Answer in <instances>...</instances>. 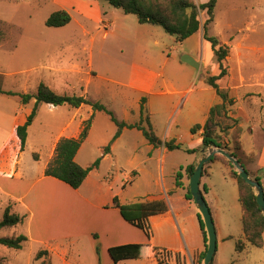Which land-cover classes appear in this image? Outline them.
I'll use <instances>...</instances> for the list:
<instances>
[{
  "label": "rangeland",
  "instance_id": "obj_1",
  "mask_svg": "<svg viewBox=\"0 0 264 264\" xmlns=\"http://www.w3.org/2000/svg\"><path fill=\"white\" fill-rule=\"evenodd\" d=\"M191 1L195 4V0ZM257 2L259 0H221L217 16L226 25L230 19V11L227 9L231 3L236 7L247 6L248 12L238 11L240 19L249 16L250 9ZM62 4L70 5L71 8L64 9ZM153 4L171 18L168 0H153ZM60 10L69 13L71 22L62 28L46 27L47 18ZM0 16V31L3 33L0 39L3 40L0 49V80L3 89L19 92L23 82L34 86L46 83L49 79L51 86L48 87L56 94L81 96L100 102L118 120L137 124L141 119L142 125L151 126L153 133L162 142L168 134V141L173 139L181 145L175 151L163 149L151 152L152 148L141 133L127 129L129 132L113 146L109 157L101 161L91 179L97 185L111 186L112 192L117 193L120 202L125 205L159 199L170 202L173 222L166 220L165 216H158L151 227L154 239L162 241L167 248L171 244V248L183 249L181 238L185 243L184 250L190 256L193 249L203 247L199 213L192 203L188 208L182 185H176L177 174L181 175L187 168H192L196 156L202 158L207 153V150L198 149L196 138H190V129L203 121L201 103L205 99V91L213 93L204 81L211 76L212 68L217 64L213 58L205 57L206 50L198 36L193 35L178 43L160 27L141 26L135 16L125 15L103 1L65 0L62 3L59 0H0ZM204 19H207L206 11H199V23L203 25ZM213 31L211 28L208 34L214 37ZM244 46L256 49L244 50L249 55L248 61L244 62L245 75L256 74V82L264 83V51H261L264 48V31L258 28L257 32L249 33ZM183 55L198 62L199 69L195 70L182 63ZM235 56L233 52L229 64L225 63L233 71L237 68ZM159 73H162L161 78L158 77ZM234 73L221 80L220 87L232 89L229 97L234 100V106L229 117L238 123L226 134L220 135L219 141L230 149L239 146L237 157L246 168L249 165L250 171H247L251 175H256L255 167L259 169V180L264 184V94L250 96L248 93L262 89L249 85L240 87ZM62 78L70 79V86L64 85ZM164 78L171 81L164 91H175L172 96L159 95ZM190 85L193 92L187 94ZM143 97L147 103L144 104L146 111L141 117L139 108ZM41 107L37 121L30 130L31 149L28 146L26 155L30 158L37 153L46 160L53 140L62 126L71 119V115H78L73 125L76 126L79 122L83 124L92 110L88 106H82L78 111L67 106L52 110L48 105ZM232 120L225 124L231 125ZM115 132L116 127L109 118L96 113L91 131L77 152L75 162L85 167L98 158L102 159V149L108 145ZM193 149L197 155L187 153V150ZM209 167V176L202 179L200 190L216 233L214 264L216 261L218 264H264V234L262 248L247 245L242 253L235 251L236 241H243L237 187L235 181L227 175L230 168L226 170L218 162H211ZM203 187L207 189L208 196ZM3 211L4 208L0 206V221ZM48 215H52L55 221L63 217L69 226L60 231L56 228L45 235L47 245L52 248L45 247L49 252L48 257L42 259L45 264L109 263L110 259L101 251L99 256L95 254L90 243L74 240L72 224L76 220L75 211L72 207L65 208L56 193L45 197V216ZM174 224H177L182 237L178 238ZM217 226H221L233 239L218 241ZM23 231L21 225L3 229L0 238H12ZM139 233V237H144L142 232ZM37 252L36 248L29 245H24L21 250L0 245V264H41L42 260H36ZM120 264L152 262L145 259Z\"/></svg>",
  "mask_w": 264,
  "mask_h": 264
},
{
  "label": "crops",
  "instance_id": "obj_2",
  "mask_svg": "<svg viewBox=\"0 0 264 264\" xmlns=\"http://www.w3.org/2000/svg\"><path fill=\"white\" fill-rule=\"evenodd\" d=\"M59 1H61L62 3L65 2V0H59ZM207 2L208 0H202V2L199 3L198 0H195V5L199 6ZM220 2L221 0L217 1L214 10V20L213 23L210 25L209 30L213 28L214 37H216L219 40L221 45L229 48V57L227 58L228 64L232 53L235 52L236 54L235 62L237 68L236 70H234L235 71L234 74L236 76L235 79L236 82L240 85V87L249 85L262 89L248 93L251 94L250 96H252V94L255 96H260L264 94L263 93L264 83L258 84L256 82L258 81L256 74L255 76L251 74L246 76L244 72V68H245L244 62L248 61L249 59V55L245 53L244 50H256V49L253 46L252 47L244 46V43L248 40L249 33L257 32L258 28L264 31V0H259L257 4L254 3L253 7L250 9L251 11L250 15L246 16L245 18L241 17L240 19H238L239 18L238 11L244 10L245 12H248L247 6L241 5L239 7L238 6L236 7L234 3H231L229 8L227 9L230 11V19L226 25H223L221 19L218 18L217 16L218 15L217 11L219 9ZM62 6L64 9L71 8L70 5L67 6L66 4H62ZM204 15L205 12H203V16ZM206 20L207 19H204V21ZM239 21L240 23H238ZM141 26H145V25H141ZM194 35L198 36L201 45L206 50L205 57L213 58L210 44L203 39L202 24H200L199 31ZM2 47H3V40H0V49ZM261 51H264V48L263 49L261 48ZM262 70H264V68ZM234 71L233 69L231 70L229 67L228 70L229 76L227 75L225 78L231 77ZM218 74H219L218 65H214V67L212 68L211 76H216ZM158 77L161 78L162 73H159ZM61 80L64 85L67 84V87L70 86L71 84L70 79L62 78ZM221 80L217 82L219 87ZM49 83H50L49 79L47 80L46 83L44 82L45 85L51 86V84ZM170 83L171 81L169 78L168 79L164 78L162 80L159 91L160 96H164V95L172 96V94L176 93L175 91L173 92L169 90L164 91V88L168 86ZM39 84L30 86L28 85V83L25 84L23 82L20 84L21 87L19 86L20 89L22 88L19 92L20 94L34 93ZM3 90L5 92L19 93L5 89ZM224 90H226L229 94V92L232 89L227 88ZM212 91L213 93H210V91H205L206 92L205 99L201 103L203 121L202 123H197L199 125L204 124V122L207 119L209 110L214 105L220 103L219 97L215 94L213 89ZM191 92H193L192 85L188 87L187 94ZM146 94L150 95L151 93L146 92ZM34 102H35L34 100H31L29 103L23 105L21 104L20 99L16 96H7V95L0 96V206L5 209L7 206L10 205L11 213L16 214L23 218L22 223L19 225L23 226L24 231L21 232V234H17L15 236L17 237L19 235H23L24 237H26L27 241L23 244V247L24 245H29L36 248L38 252L46 251L45 247L52 250V248H50V246L47 245L45 235L48 234L50 231L55 230L56 228L59 231L68 228L67 226L69 225L67 224V221L63 217L55 221L52 215L45 216V197L50 193H56V195L61 198L65 208L67 206L72 207L75 211L76 220L72 224L74 225V235H73L74 240L79 239L90 243L92 249H94L95 254L98 256H99L98 253L101 251V254H105L107 258L110 259L108 250L112 247L128 245V244H150L153 247L165 249L174 254H178L180 257L181 264H203V261L200 262V256L204 251V246L201 248L193 249L191 256L189 255L188 252L186 253V251L184 250L185 243L183 239L180 238L182 236H181V232H179L178 230L177 224L176 225L174 224V228L176 227L178 238H180L183 249H180L178 247L171 248L172 247L171 244H168L169 248H167V246H165L166 244H164L160 240H155L154 236H151L150 239H147L141 230L125 222L121 217L119 210L113 207V198L114 197L118 198V194L112 192L111 186H106V185L103 186L102 184L97 185L95 181L91 179L93 172L97 169L91 171L88 174L87 178L85 179L81 187L77 190L71 189L69 186L65 185L64 183L52 177L45 176L44 174L45 169L54 156V150L57 142L61 138H65V139L77 138L81 131L82 122H79L76 126H73L74 121L78 115H76V113L72 114L71 119H69L68 122H66V124L62 126V129L60 130L58 136L53 140L47 159L45 160V157H42L37 153L32 154V156L29 158L26 155L28 146L31 149L29 134L31 128L37 121L38 118L37 114L32 124L27 129V138L25 142V147L24 150L22 151L20 149L19 139L16 135V128L25 123L26 118L31 113V110L34 106ZM41 105H45V104H39L37 113L42 108ZM48 108L52 110L56 107L48 105ZM79 109H77V111ZM20 114H22V116H20ZM91 114L92 111L89 113V115ZM91 128L89 130V133L91 131ZM132 131H136V130L134 129ZM168 131H170V127ZM126 132L129 131L127 129L122 131L119 138H117L114 141V144L111 146L110 152L112 151L113 146L124 136ZM190 138L192 140L196 138L195 144L196 146H199L198 149L201 150L202 149L201 132H198L195 135H190ZM166 141H168V134L163 142ZM150 148H152L150 149L152 150L151 152H154L156 150L162 151L164 149L162 146L156 149H154L152 146H150ZM109 153L106 154L104 157H102L101 161L108 158L110 155ZM202 158H198L196 156L195 164L192 167L195 168L199 160ZM215 162L220 163L219 161H215ZM220 164L222 165V163ZM209 168L210 167L208 165L206 168V172L205 173L202 172V177L200 181L201 184H202V179L204 177L209 176L208 173ZM225 169L227 170V168ZM245 169L250 171L249 165L248 168H246L245 166ZM190 171L191 168L190 169L187 168L181 174L182 177L180 183L182 185L181 187L184 193V197L186 193V188L189 184L188 174ZM254 172H256L255 177L259 178L260 175L259 169L255 167ZM227 175H228V171H227ZM261 185L264 190V184ZM206 196H208V193H206ZM153 201L165 202L168 211L165 214L159 216H165L166 220H171L173 222V211H172V207H170V202H166L160 199L149 200L148 202H153ZM187 202H188L187 204H189L188 208H190L191 206L190 203L194 205L192 201L187 200ZM119 203L124 205L122 202H120V200ZM176 216L177 217L179 216V212L176 213ZM157 217L158 216H154L149 219V226L151 225L150 229L151 227L154 226L152 225V223ZM56 224L57 226H55ZM19 225L7 229L17 228ZM217 227L219 228V234H217L218 241L220 240L221 242H225L233 239V236L224 232L223 231L224 229L221 226H217ZM139 232H142L144 237H139L140 236ZM201 236L203 239L202 232H201ZM150 261L152 262V264H157V262L154 259H150ZM214 261H215V255L213 257L211 264H214ZM106 264H111V259L109 263ZM216 264H218L217 261Z\"/></svg>",
  "mask_w": 264,
  "mask_h": 264
},
{
  "label": "trees",
  "instance_id": "obj_3",
  "mask_svg": "<svg viewBox=\"0 0 264 264\" xmlns=\"http://www.w3.org/2000/svg\"><path fill=\"white\" fill-rule=\"evenodd\" d=\"M103 1L109 6L121 10L125 15H133L136 17L139 25H151L160 27L166 34L174 37L176 42L181 43L200 29V23L198 20L199 11H206L208 16L207 20L202 25L203 39L210 44L213 59L218 65L219 74L216 76H209L205 79L207 86L212 88L215 94L219 97L220 103L214 105L208 113L207 119L203 125L196 124L190 129L191 135H195L201 132L202 149L207 150L210 147H219L231 156L238 159L242 166L243 163L237 157V151L239 146L235 149H230L229 146H223L219 141V136L223 133H227L233 129L238 121L232 120L229 117L231 108L234 106V100L229 97L226 90L221 89L217 82L228 75V67L225 65L227 58L229 57V48L220 44L216 37L208 34L210 25L214 20V10L217 0H208L207 3L202 5H195L191 0H168V8L170 10L171 18L165 16L159 7H155L153 0H93ZM71 22V17L68 12L60 10L53 12L45 21V26L48 28H62ZM1 25V20H0ZM3 38V33L0 31V39ZM16 96L20 99L21 104L25 105L31 100H34V106L31 113L26 118L23 125L16 128V135L20 142L21 151L24 150L25 142L27 138V129L32 124L36 117L39 104L51 105L53 107L67 106L72 109H79L82 106H88L92 110L90 117L83 122L80 134L75 139L61 138L55 147L54 156L45 169V176L52 177L65 185L69 186L73 190H77L81 187L88 174L97 169L101 162V158L95 160L87 167H81L75 162V156L81 145L88 137L89 130L92 126V120L95 113H102L106 115L109 120L115 125L116 132L106 147L102 149V156H105L110 152V148L114 141L119 138L122 131L137 130L141 132L147 143L154 149L163 147L168 151H175L181 148L180 144L175 143L174 140L162 142L152 131L151 126H143L141 119L137 124H127L124 121H120L117 117L107 109V107L100 102L91 101L81 96H66L58 95L53 92L47 85L40 83L36 91L31 94H20L13 92H5L3 90L2 82L0 80V96ZM146 99H141L140 114L145 110ZM231 121L232 124H225L226 121ZM149 124V123H148ZM187 153H196V150H187ZM219 161L225 168H230L228 174L229 178L235 181L238 193V202L241 208V226L243 241L237 240L235 243V251L242 253L246 246L249 245L255 248L263 247V232H264V218L255 201L253 191L248 185L237 175L224 157L214 156L212 160L206 164L203 168V173L206 172L207 166L211 162ZM245 168V166H244ZM194 167L191 168L188 176L190 177ZM246 170V169H245ZM246 172L252 180L258 181L259 178L251 175L247 170ZM181 178L180 173L176 176V185L181 186L178 180ZM201 181V180H200ZM204 193L207 189L203 187ZM185 199L192 201L188 186L186 188ZM113 207L119 210V213L123 220L130 225L141 230L147 239H150L152 232L149 226V219L154 216L163 215L168 211L167 205L163 201L153 202H135L131 204H120L117 197L113 198ZM23 218L11 213L10 205L4 209L2 220L0 221V231L7 228L15 227L21 224ZM199 225L203 235L204 251L200 256V262L203 261L206 253L207 236L204 228V224L200 219ZM27 241L26 237L19 235L14 238H0V245L12 250H21L23 244ZM111 264H118L124 261L132 260H150L154 259L157 264H181L178 254H174L165 249L153 247L150 244H128L117 247H112L108 250ZM48 251H40L36 255V260L48 257ZM42 261L41 264L44 263Z\"/></svg>",
  "mask_w": 264,
  "mask_h": 264
},
{
  "label": "water",
  "instance_id": "obj_4",
  "mask_svg": "<svg viewBox=\"0 0 264 264\" xmlns=\"http://www.w3.org/2000/svg\"><path fill=\"white\" fill-rule=\"evenodd\" d=\"M181 62L190 66L195 70L199 69V63L188 55H183L181 57ZM216 155H220L224 157L228 162H230L237 175L253 191L257 206L261 212V215L264 218V190L262 185L258 181L252 180L248 175V173L246 172L245 168L240 164L238 159L231 156L230 153L219 147L208 148L206 155L199 160V162L193 169V172L189 177V184H188V189L192 202L194 203L200 217L202 218L206 230L205 232L207 236V244H206V253L203 259V264L212 263L216 251V233L209 208L200 190V180L202 177L204 166L208 164L212 160V158Z\"/></svg>",
  "mask_w": 264,
  "mask_h": 264
}]
</instances>
